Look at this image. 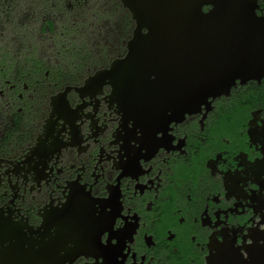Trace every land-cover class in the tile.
Listing matches in <instances>:
<instances>
[{"label":"flooded vegetation","instance_id":"flooded-vegetation-1","mask_svg":"<svg viewBox=\"0 0 264 264\" xmlns=\"http://www.w3.org/2000/svg\"><path fill=\"white\" fill-rule=\"evenodd\" d=\"M252 1L264 20V0ZM114 8L118 32L76 64L50 68L30 57L13 79L0 68V264H264V143L248 134L264 124V76L237 80L227 95L169 121L166 145L132 164L130 119L170 115V94L147 88L167 84L158 76L112 70L137 35L123 2ZM58 17L31 15L39 25L31 38L54 39ZM210 110L223 126L201 138L197 117ZM85 192L118 209L116 245L96 243Z\"/></svg>","mask_w":264,"mask_h":264},{"label":"water","instance_id":"water-1","mask_svg":"<svg viewBox=\"0 0 264 264\" xmlns=\"http://www.w3.org/2000/svg\"><path fill=\"white\" fill-rule=\"evenodd\" d=\"M121 1L135 20L138 36L112 70L153 74L167 82L147 88L158 97L170 94L172 120L195 112L210 97L227 95L237 80L264 76V20L256 15L252 0ZM205 6H210L207 12ZM142 28L146 34L139 36ZM138 88L144 87H128ZM190 108L195 110L186 111Z\"/></svg>","mask_w":264,"mask_h":264},{"label":"rangeland","instance_id":"rangeland-1","mask_svg":"<svg viewBox=\"0 0 264 264\" xmlns=\"http://www.w3.org/2000/svg\"><path fill=\"white\" fill-rule=\"evenodd\" d=\"M66 1L75 0H0V68L5 70L6 78L22 75V65L30 57L42 58L50 68L76 64L90 50L107 46L104 34L118 32L119 9L114 8L117 0H78L81 3L71 10L65 7ZM75 10L78 13L74 19ZM57 11L62 12V18L54 20V39L33 40L29 34L39 25L32 23L30 16Z\"/></svg>","mask_w":264,"mask_h":264},{"label":"snow or ice","instance_id":"snow-or-ice-1","mask_svg":"<svg viewBox=\"0 0 264 264\" xmlns=\"http://www.w3.org/2000/svg\"><path fill=\"white\" fill-rule=\"evenodd\" d=\"M205 11L207 12V10ZM152 78L153 77L149 75V79ZM190 103H196V101L193 100ZM194 110V108H190L186 111ZM172 119H174V117L168 114V109L163 112L162 116L147 123H139L130 119V122L128 123L129 135L127 138L129 142L128 151L134 154L130 157V163H136L135 154H139L142 150L149 149L151 151H155V149L160 145H166L167 141L171 139V136L167 133L172 127V125L169 124V121ZM186 119H190V117H186ZM197 120L200 121L199 127L204 129V131L200 133L201 138H208L212 136L223 126L220 123V118H218L211 110L206 118L197 117ZM248 134L260 139V141L264 143V124H260L259 126L254 125L249 130ZM220 136L225 141L228 138L223 132L220 133ZM173 143H175V141H173ZM85 193H87V199L89 200L91 209L93 210L92 215L97 221L95 230L96 243L101 247L116 245L117 240L112 239V237H119L118 230L122 226L118 209L109 210L108 208H105V204L108 203L106 199H94L90 193ZM98 200L105 201L106 203H103L102 205L97 202ZM63 203L65 202H62L61 204ZM262 227H264V225H262ZM105 240L110 241V244L105 245Z\"/></svg>","mask_w":264,"mask_h":264}]
</instances>
